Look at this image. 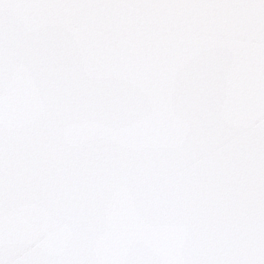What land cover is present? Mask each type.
Here are the masks:
<instances>
[{"label":"snow or ice","instance_id":"snow-or-ice-1","mask_svg":"<svg viewBox=\"0 0 264 264\" xmlns=\"http://www.w3.org/2000/svg\"><path fill=\"white\" fill-rule=\"evenodd\" d=\"M0 264H264V0H0Z\"/></svg>","mask_w":264,"mask_h":264}]
</instances>
